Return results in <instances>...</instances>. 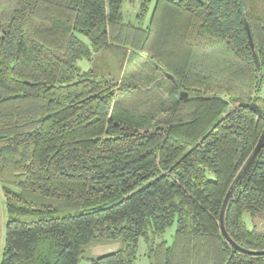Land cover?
<instances>
[{"label":"trees","instance_id":"obj_1","mask_svg":"<svg viewBox=\"0 0 264 264\" xmlns=\"http://www.w3.org/2000/svg\"><path fill=\"white\" fill-rule=\"evenodd\" d=\"M122 2L15 0L0 31V264H77L100 242L118 246L90 264H136L138 239L172 223L171 244L151 246L150 264H264L219 224L264 127L260 0H154L145 27L123 21ZM150 2L139 0L138 16ZM100 52L116 80L78 65ZM141 57L153 71L136 78L126 68ZM224 227L264 250V146Z\"/></svg>","mask_w":264,"mask_h":264},{"label":"rangeland","instance_id":"obj_2","mask_svg":"<svg viewBox=\"0 0 264 264\" xmlns=\"http://www.w3.org/2000/svg\"><path fill=\"white\" fill-rule=\"evenodd\" d=\"M14 3L15 0H0V31L1 32L6 28V24L10 19ZM153 4H154V0H151L146 12L143 13L142 16H138L139 0H134L132 2L129 0H123L122 2L123 21L135 26L145 27L149 20ZM263 9H264L263 0H260V4L256 6L253 10L257 12V10L261 11ZM89 64L93 66L92 69L97 74L105 75L115 80H116V76L119 75V70L115 65L113 58L109 56L106 52H100V54H96L95 58L92 61L87 59L78 60V65L82 69L89 68ZM147 65L150 66L152 64H150V62L144 57H141L137 60L132 59L128 62L126 71L135 75L136 78L139 76L142 77L143 74L145 76L147 72H150V69L153 71L152 67L150 66L149 69ZM156 89L158 93L159 91L161 92V90L158 87H156ZM136 91L139 94H143L140 90H138V88H136ZM127 95H128L127 91L124 90L123 92H121L118 104H121L120 100H123L125 102L128 101L125 98L127 97ZM135 97L138 98V96ZM133 101L134 100H129L127 104H129V106H132ZM135 102L136 101H134V104ZM117 108L118 106L116 107V109ZM155 121L156 120H151L150 122L151 125L154 124ZM5 221H6L5 200L0 187V255L4 244ZM175 228H176V223H172L169 227H167V229L162 234L149 235L148 238L146 239L142 237L139 238L135 250V263L150 264V258L148 257V250L151 248V246H154L159 242L164 241L167 245L171 244L173 240ZM111 244L116 245L117 243L100 242V243L89 244L84 248L82 257L77 262V264H90L91 258H94L97 255L104 253L105 250H107V248Z\"/></svg>","mask_w":264,"mask_h":264},{"label":"water","instance_id":"obj_3","mask_svg":"<svg viewBox=\"0 0 264 264\" xmlns=\"http://www.w3.org/2000/svg\"><path fill=\"white\" fill-rule=\"evenodd\" d=\"M246 29H247L249 44H250V47L252 49L253 55L255 57L256 54H255V51H254V48H253V43H252V39H251V36H250V31H249L247 23H246ZM165 77L169 78V79H173L171 77V75H169L167 73L165 74ZM179 96L181 98H185V97H187V93L185 91H180ZM249 105L251 106L252 109H254L256 112H258V107L254 103H250ZM262 146H264V127H263V129H262V131H261V133L259 135L258 141L255 144L253 150L251 151V153L249 154V156L247 157V159L245 160V162L243 163V165L241 166V168L237 172V174H236L235 178L233 179L231 185L229 186L228 191H227V193L225 195V198L223 200L221 211H220V215H219L220 229H221L223 235L225 236V238L227 239V241L232 246H234L236 249L240 250L241 252L252 254V255L264 254V250L255 251V250L246 249V248L238 245L235 241L232 240V238L226 232L225 227H224V220H225V213H226L227 205H228L233 193L235 192V189L237 188L238 184L240 183L241 179L243 178L244 174L246 173L248 167L250 166L251 162L253 161V159L255 158V156L257 155V153L259 151V149ZM110 247H112V248H110ZM116 247H117V244L116 245L115 244H111L107 248V250H105V252L112 251Z\"/></svg>","mask_w":264,"mask_h":264},{"label":"crops","instance_id":"obj_4","mask_svg":"<svg viewBox=\"0 0 264 264\" xmlns=\"http://www.w3.org/2000/svg\"><path fill=\"white\" fill-rule=\"evenodd\" d=\"M169 79V78H168ZM170 80H172V79H170Z\"/></svg>","mask_w":264,"mask_h":264}]
</instances>
